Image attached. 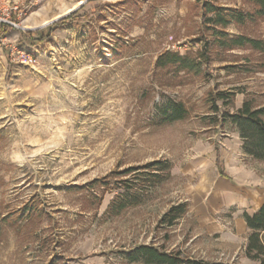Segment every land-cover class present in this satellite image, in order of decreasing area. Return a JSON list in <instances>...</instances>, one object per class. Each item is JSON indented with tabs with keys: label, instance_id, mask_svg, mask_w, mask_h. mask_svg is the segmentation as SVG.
Returning <instances> with one entry per match:
<instances>
[{
	"label": "rangeland",
	"instance_id": "1",
	"mask_svg": "<svg viewBox=\"0 0 264 264\" xmlns=\"http://www.w3.org/2000/svg\"><path fill=\"white\" fill-rule=\"evenodd\" d=\"M203 5L0 0V19L16 25L0 27V264H144L127 260L138 245L256 264L244 252L248 228L239 233L232 223L250 209L229 202L217 212L213 198L206 210L199 198L218 179L264 189V161L246 154L224 115L245 103L264 108V56L220 48L214 36L264 41V19L212 28ZM214 5L255 11L244 0ZM165 53L196 65L159 68ZM169 102L186 116L163 120ZM152 162L168 168H147ZM127 185L141 202L117 213L112 201ZM182 204L181 217L161 222ZM220 220L229 232H218Z\"/></svg>",
	"mask_w": 264,
	"mask_h": 264
},
{
	"label": "trees",
	"instance_id": "2",
	"mask_svg": "<svg viewBox=\"0 0 264 264\" xmlns=\"http://www.w3.org/2000/svg\"><path fill=\"white\" fill-rule=\"evenodd\" d=\"M203 1V0H199ZM255 6L253 13H243L237 9H229L223 7H216L214 4L217 0H204L203 15L205 17V25L219 27L224 29L230 24H244L248 21L262 18L264 19V0H244ZM9 28V27H8ZM11 28H9L10 30ZM215 44L220 48L229 50L248 47L257 51L264 56V41L258 39H249L243 36H227L223 31H214ZM156 66L162 68L166 65L179 66L182 69H192L195 63L189 61L187 58L177 54L165 53L157 58ZM218 99H223L224 94H218ZM216 108V105L214 107ZM264 108L250 109V106L245 103L242 108L235 114L228 115L227 118L238 128L241 137L243 138V148L246 154L253 159L264 161V120L262 115ZM186 116V109L181 103L169 102L163 113V120L166 122H177ZM157 166V167H156ZM155 168L156 171H166L167 163L152 162L147 168ZM130 169L128 172H133ZM150 178L159 182V173L149 174ZM157 179V180H156ZM148 181H151L150 179ZM131 186L127 185L124 193L116 194L112 201L111 208L118 213L122 209L137 205L141 202L140 196L137 192H131ZM185 204L173 206L169 209L167 215H164L161 222L171 225L175 220L182 216L186 211ZM244 222L249 230L247 235V243L244 249L245 255L256 264H264V204L260 206L256 213L250 215L243 213ZM127 260L129 262H143L144 264H219L210 263L203 260H194L182 258L179 252L165 253L155 246L138 245L132 251L127 253Z\"/></svg>",
	"mask_w": 264,
	"mask_h": 264
},
{
	"label": "crops",
	"instance_id": "3",
	"mask_svg": "<svg viewBox=\"0 0 264 264\" xmlns=\"http://www.w3.org/2000/svg\"><path fill=\"white\" fill-rule=\"evenodd\" d=\"M216 180V178H214ZM228 183V182H227ZM213 198L216 200H219L220 204L217 206L219 211L220 209H224L229 207L231 205L230 203H234L236 208L242 209V208H247L250 209L247 210L246 212L249 214H254L257 212V210L260 208L262 204H264V189L261 188H244V187H238L237 185H232V184H226L221 181V179L216 180V187L215 189L210 193L207 194L204 197H200V201H204L202 204L203 208L207 210V207L210 209L212 207ZM206 202L208 205H206ZM230 202V203H229ZM202 203V202H201ZM212 203V204H211ZM211 206V207H210ZM202 206L199 208L201 210ZM216 208V207H215ZM207 212V211H206ZM243 212V211H242ZM241 214L234 216L232 218V223L234 224L236 230L239 233H245L247 231V226L246 222H244V219L241 217ZM213 212H210L209 214L212 215ZM228 221L225 220H220L218 222V225L220 227L218 232H227L229 229L227 225H229ZM229 232V231H228Z\"/></svg>",
	"mask_w": 264,
	"mask_h": 264
},
{
	"label": "built area",
	"instance_id": "4",
	"mask_svg": "<svg viewBox=\"0 0 264 264\" xmlns=\"http://www.w3.org/2000/svg\"><path fill=\"white\" fill-rule=\"evenodd\" d=\"M17 11H18V8L15 7V8H14V13H16ZM2 25H4V26L6 25V26H10V27H12V26H16L15 23H14L13 21H9L8 18L0 19V27H1Z\"/></svg>",
	"mask_w": 264,
	"mask_h": 264
},
{
	"label": "water",
	"instance_id": "5",
	"mask_svg": "<svg viewBox=\"0 0 264 264\" xmlns=\"http://www.w3.org/2000/svg\"><path fill=\"white\" fill-rule=\"evenodd\" d=\"M84 5V2H82V4H80V6Z\"/></svg>",
	"mask_w": 264,
	"mask_h": 264
}]
</instances>
